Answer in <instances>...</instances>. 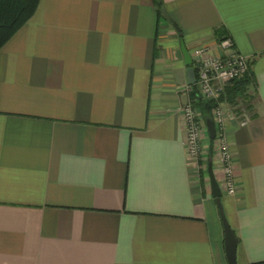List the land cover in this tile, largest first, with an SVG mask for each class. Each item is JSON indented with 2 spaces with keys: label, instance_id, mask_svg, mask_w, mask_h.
I'll return each instance as SVG.
<instances>
[{
  "label": "crops",
  "instance_id": "0c3cea01",
  "mask_svg": "<svg viewBox=\"0 0 264 264\" xmlns=\"http://www.w3.org/2000/svg\"><path fill=\"white\" fill-rule=\"evenodd\" d=\"M156 1L40 0L1 48L0 264H227L210 167L237 264H264V0ZM174 22L195 70L223 37L251 62L222 133L235 194L214 141L207 171L187 151Z\"/></svg>",
  "mask_w": 264,
  "mask_h": 264
},
{
  "label": "built area",
  "instance_id": "2783aa9c",
  "mask_svg": "<svg viewBox=\"0 0 264 264\" xmlns=\"http://www.w3.org/2000/svg\"><path fill=\"white\" fill-rule=\"evenodd\" d=\"M221 50L216 55H207L199 59L196 66L197 75V91L207 100H214V114L216 115V123H218L224 131L225 121L228 116L233 115L231 104L222 97L225 94V88L231 82L242 79L248 71L249 63L247 57L237 53L233 49V42L229 37H223L218 42ZM186 92L193 90L192 85L185 87ZM222 98V99H221ZM192 98H188L183 105V119L185 124V144L188 153L198 158L202 152L203 128L207 126L205 121L199 120L194 107ZM247 108L242 110V124H245L250 118ZM215 122V121H214ZM216 127V126H215ZM217 136V131H216ZM222 141L223 136L221 133ZM224 161V189L229 194L237 192V186L232 170L231 156L228 147L223 144L220 149ZM203 153V152H202Z\"/></svg>",
  "mask_w": 264,
  "mask_h": 264
},
{
  "label": "trees",
  "instance_id": "16d2710c",
  "mask_svg": "<svg viewBox=\"0 0 264 264\" xmlns=\"http://www.w3.org/2000/svg\"><path fill=\"white\" fill-rule=\"evenodd\" d=\"M40 0H0V50L3 45L35 14ZM162 0H157V6L160 8ZM220 35V31L217 33ZM255 85L254 74L251 69V62L247 73L242 79L234 81L231 96H228L229 103L237 100V96L244 93L247 94L249 87ZM194 89L192 98L195 102L196 108L206 118H211L212 110L215 106L213 101H207L197 91L196 84L192 85ZM224 98V95L223 97Z\"/></svg>",
  "mask_w": 264,
  "mask_h": 264
},
{
  "label": "water",
  "instance_id": "95a60500",
  "mask_svg": "<svg viewBox=\"0 0 264 264\" xmlns=\"http://www.w3.org/2000/svg\"><path fill=\"white\" fill-rule=\"evenodd\" d=\"M174 26L179 31V42H180V48L181 52L184 57V63L187 66V79L189 85H193L197 81V75H196V70L193 66V58L191 55V51L187 48L183 34L180 31V27L174 22ZM206 124L208 127L209 131V136L211 138L216 137V127H215V122L212 118H206ZM209 175H210V181H211V191L213 194V197L215 198L216 204L219 208V213L222 219L223 223V228L224 229V244H225V255L227 259V264H237V247L239 243V239L236 235L235 229H233L228 220L227 217L225 216V212L223 209V204H222V196H223V190H221V187L214 176L212 169L210 167L209 169Z\"/></svg>",
  "mask_w": 264,
  "mask_h": 264
},
{
  "label": "rangeland",
  "instance_id": "374dc122",
  "mask_svg": "<svg viewBox=\"0 0 264 264\" xmlns=\"http://www.w3.org/2000/svg\"><path fill=\"white\" fill-rule=\"evenodd\" d=\"M193 90H194V89H193ZM193 90L189 91V92H190V98H192L191 94H192ZM224 95H225V94H224ZM192 99H193V98H192ZM221 99H222V98H221ZM207 101H208V100H207ZM209 101H213L214 104H218V103H216L214 100H209ZM194 107H195L196 112H197V114H196V115L198 116L197 118H198L199 120L205 121V123H206V119L202 116L203 114H201V112L196 108L195 103H194ZM214 107H215V106H214ZM213 109H214V108H213ZM211 118L215 121V126H216L217 136H216L215 138H211V137L209 136L208 127L206 126V127L203 128L202 152L204 151L203 142H204L206 139H207V140H212V141H214L215 144H216V147L219 146V149L222 148V137H221V133H223V129H221L222 126H220L218 123H216L217 119H216V115L214 114V110H212V116H211ZM202 152H201L200 156L198 157V158L203 159L202 162H201V164H200L199 166H201V168L203 167V169L207 171L208 166H209L208 163H207V161H208V160L210 161L211 158L205 157V156L203 155ZM202 171H203V170H202Z\"/></svg>",
  "mask_w": 264,
  "mask_h": 264
}]
</instances>
